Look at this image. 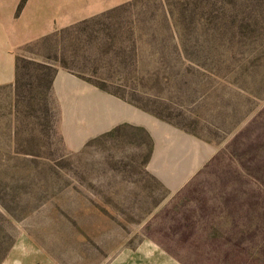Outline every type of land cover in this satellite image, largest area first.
<instances>
[{"label":"rangeland","instance_id":"374dc122","mask_svg":"<svg viewBox=\"0 0 264 264\" xmlns=\"http://www.w3.org/2000/svg\"><path fill=\"white\" fill-rule=\"evenodd\" d=\"M43 1L55 2L22 6ZM128 1L17 51L50 70L23 68L18 96L0 87V264H106L148 239L183 264H264V0ZM56 68L216 153L171 194L146 169L142 128L68 150L48 89Z\"/></svg>","mask_w":264,"mask_h":264},{"label":"crops","instance_id":"0c3cea01","mask_svg":"<svg viewBox=\"0 0 264 264\" xmlns=\"http://www.w3.org/2000/svg\"><path fill=\"white\" fill-rule=\"evenodd\" d=\"M124 1L91 0L89 6H73L74 0H55L51 3L53 6H44L47 2L43 1L39 6H23L16 13L17 0L10 3L0 0V87L14 86L16 55L22 45ZM58 3L63 6H55ZM52 94L58 109V130L68 150L78 151L94 138L120 125L144 128L152 141L146 169L171 194L184 188L217 151L210 142L99 89L65 69L58 68L55 72ZM8 261L17 264L16 261ZM18 264L22 263L18 261ZM106 264L183 263L162 245L148 239L135 247L123 249Z\"/></svg>","mask_w":264,"mask_h":264},{"label":"trees","instance_id":"16d2710c","mask_svg":"<svg viewBox=\"0 0 264 264\" xmlns=\"http://www.w3.org/2000/svg\"><path fill=\"white\" fill-rule=\"evenodd\" d=\"M127 1H128V0H127ZM127 1H124V2H122V3H120V4H118V5H115V6L112 7V8H109V9H106V10L100 12V13H99L100 16L110 15V14L113 13L114 11L120 9V8L123 7L125 4H127V3H126ZM24 2H25V0H20L19 4H18V6H17V9H16V13H19V12H20V10H21L22 7H23L22 5H23ZM128 3H129V1H128ZM85 20H86V18H84V19H82V20H80V21L74 22V23H72V24H70V25H68V26L63 27V28L57 29V30H55V31H53V32H51V33H49V34H47V35H44V36L40 37V38L37 39V40H34V41H31V42H28V43L22 45V46L20 47V50H21V49H22V50H26L27 46L32 45V42L39 43V42H42V41H45V40H48V39H52L54 36L59 35L60 33L68 32L69 30H72V29H74L75 27L81 25V23H84ZM60 62H61V61H60ZM30 64L36 65V66H38V67L41 68V69H45V71H47V72L50 70V69L48 68V63H46L45 61L39 60V59L34 58V57L26 56V55L23 54V53H19L18 55H16V72H15V81H14V91L16 92V95H17V96L19 95V88H20V85H21V78L23 77L22 69L25 68V67H27V66L30 65ZM57 69H58V68H56V69L54 70V72H53V74H52V77H51V79H50V81H49L48 89H50V90L52 89V81H53V77H54V74H55V72L57 71ZM43 73H45V72H43ZM72 73H73V72H72ZM74 74H75V73H74ZM76 75L79 76V77H81V78H83V79H85L86 81H88V82L94 84V85L97 86L99 89H101V90H103V91H105V92H108V93L114 94V95H116V96H118V97H120V98L126 100L123 96L118 95V94H116V93H113V92H111V91H108V90L105 88V85H104V84H102V83H98V82H95V81L91 80L90 78L84 77V76H82V75H78V74H76ZM22 95H24V94H22ZM126 101H128V100H126ZM128 102H130V103L133 104V102H131V101H128ZM134 105L137 106L138 108L144 110V111H147L146 109H144V108H142V107L136 105L135 103H134ZM155 116H156V115H155ZM159 118H160V117H159ZM160 119H161V120H164V119H162V118H160ZM164 121H166V120H164ZM167 122H169V121H167ZM169 123H170V122H169ZM120 126H122V125H120ZM120 126H118V127H120ZM118 127L114 128L113 130H116ZM138 128H142V127H138ZM142 129H143V130L147 133V135H148V132H147L144 128H142ZM181 129H183V128H181ZM113 130H111V131H109V132H112ZM184 130H185V129H184ZM109 132H107V133H105V134H108ZM148 138H149V144H150V145H149V154H150L151 151H152V141H151V138H150L149 135H148Z\"/></svg>","mask_w":264,"mask_h":264}]
</instances>
